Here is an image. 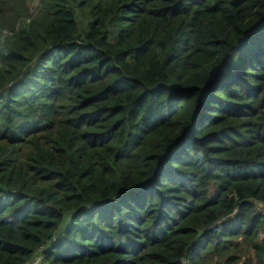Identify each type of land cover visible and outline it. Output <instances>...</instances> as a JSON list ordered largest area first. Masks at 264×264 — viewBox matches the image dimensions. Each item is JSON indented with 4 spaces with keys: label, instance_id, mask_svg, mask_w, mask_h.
<instances>
[{
    "label": "trees",
    "instance_id": "1",
    "mask_svg": "<svg viewBox=\"0 0 264 264\" xmlns=\"http://www.w3.org/2000/svg\"><path fill=\"white\" fill-rule=\"evenodd\" d=\"M257 201L264 0H0V264H264Z\"/></svg>",
    "mask_w": 264,
    "mask_h": 264
},
{
    "label": "rangeland",
    "instance_id": "2",
    "mask_svg": "<svg viewBox=\"0 0 264 264\" xmlns=\"http://www.w3.org/2000/svg\"><path fill=\"white\" fill-rule=\"evenodd\" d=\"M38 4H39V0H30V13L31 14H34L36 12ZM29 18L30 17H27V19H29Z\"/></svg>",
    "mask_w": 264,
    "mask_h": 264
},
{
    "label": "built area",
    "instance_id": "3",
    "mask_svg": "<svg viewBox=\"0 0 264 264\" xmlns=\"http://www.w3.org/2000/svg\"><path fill=\"white\" fill-rule=\"evenodd\" d=\"M256 210L264 215V203L262 201L256 202Z\"/></svg>",
    "mask_w": 264,
    "mask_h": 264
}]
</instances>
